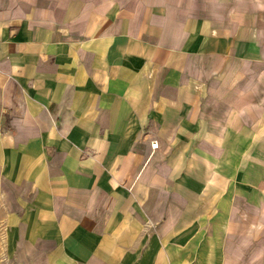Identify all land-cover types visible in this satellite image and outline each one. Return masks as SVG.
Masks as SVG:
<instances>
[{
  "label": "crops",
  "instance_id": "1",
  "mask_svg": "<svg viewBox=\"0 0 264 264\" xmlns=\"http://www.w3.org/2000/svg\"><path fill=\"white\" fill-rule=\"evenodd\" d=\"M221 171L264 264V0H0V264H167Z\"/></svg>",
  "mask_w": 264,
  "mask_h": 264
},
{
  "label": "rangeland",
  "instance_id": "2",
  "mask_svg": "<svg viewBox=\"0 0 264 264\" xmlns=\"http://www.w3.org/2000/svg\"><path fill=\"white\" fill-rule=\"evenodd\" d=\"M194 157H199V159L198 158L193 159ZM184 158L186 161L189 162V164H192V162L199 163L200 165H204V166L208 164L207 162L208 155L198 156V155L188 154L185 155ZM239 161H240V157L236 156L231 161V163L238 164ZM224 177L225 174L222 171L220 173L216 172V178L221 180L220 184H217L216 181H211L212 182L211 186H202V185L200 186V198H201L200 210L204 211L205 214H209V216L206 218L201 216V218L199 219V223L198 221L195 222V220H192L191 217H189L185 220V225L193 226L194 228H197V226L199 225L200 228H203V231H201L199 235H194V236L186 235V234L178 235V240L185 241V243H183L184 244L183 250L176 251V249L174 248L169 250V253H167V258H168L167 264H222L225 261L226 250L221 245L222 239L219 240L220 230L226 228V232L228 234V242L230 244H237L241 240L240 239L241 235L239 233L241 229V225L243 227L248 226V229L253 227L252 221H254L255 218H251L250 215H254L256 213V206L255 204H250L248 207L249 210V216L247 218L248 222H246L243 219L241 221L239 217L238 197H233L235 202L231 204V212L230 214H228V217L226 219H222L219 217L225 215L223 213V209H225L224 196L228 193L229 187L227 185L230 183L228 180L224 181ZM189 182L190 181H188L187 183ZM253 182L254 181L249 179V183H253ZM204 183L207 184L209 183V181H204ZM181 189L185 195L190 196L191 194L190 187H184ZM240 189H241L240 187H232L231 194L233 196L241 195ZM246 189L248 191L249 196L251 197H255L257 194H259L253 189L264 191L263 188L252 189L251 186H248ZM208 200L210 202H207ZM3 205L4 203L0 201V213L5 209L2 207ZM185 205L186 207L188 206L192 207V202L186 201ZM188 215L191 216V212H189ZM173 237L175 238L176 236ZM197 237L199 238L197 240L196 245L194 246L193 240L194 238L197 239ZM260 237L264 239V235H260ZM249 238L251 239L256 237L255 235L254 236L249 235ZM186 241L189 243H187ZM230 253H232V250H230L229 248V257H230Z\"/></svg>",
  "mask_w": 264,
  "mask_h": 264
},
{
  "label": "built area",
  "instance_id": "3",
  "mask_svg": "<svg viewBox=\"0 0 264 264\" xmlns=\"http://www.w3.org/2000/svg\"><path fill=\"white\" fill-rule=\"evenodd\" d=\"M158 147H159V142H158V140H153V141H151V148H152L153 150L157 149Z\"/></svg>",
  "mask_w": 264,
  "mask_h": 264
}]
</instances>
